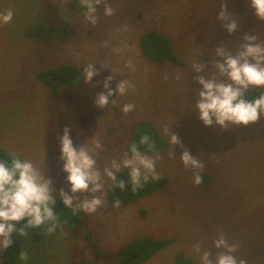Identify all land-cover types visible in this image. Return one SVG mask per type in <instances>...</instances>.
I'll list each match as a JSON object with an SVG mask.
<instances>
[{
  "label": "rangeland",
  "instance_id": "1",
  "mask_svg": "<svg viewBox=\"0 0 264 264\" xmlns=\"http://www.w3.org/2000/svg\"><path fill=\"white\" fill-rule=\"evenodd\" d=\"M105 2L114 14L105 16L102 3L97 6L98 22L92 26L79 0H0V12H14L11 23L0 24V148L32 160L52 179L54 196H60L61 188L71 194L59 160V136L65 126L71 128L77 147L91 146L93 137L103 143L97 157L101 172L113 159L124 158V144L138 120H153L168 141L164 129L173 130L184 148L170 144L166 151L144 153L156 159L159 176H167L169 183L137 202L119 208L107 204L111 181L105 177V189L96 194L104 205L86 213L81 223L64 226L39 242L24 238L22 247L29 258L21 263L111 264V259L96 255L91 248L90 232L103 251H115L129 239L146 234L173 239L144 264H169L180 251L200 262L194 245L199 243L215 259L214 240L222 231L230 243L239 244L238 258L264 264V118L246 127L206 126L195 107L201 86L192 67L206 63L203 74L211 76L218 59L216 48L223 46L235 54L245 42V33L264 42V21L254 16L248 0ZM222 4H227L239 24L234 33L223 29L218 19ZM50 23L68 24L70 37L55 42L27 37L28 30ZM148 30L171 38L181 65L154 63L143 56L139 39ZM66 63L78 66L82 73L91 63L99 74L90 83L84 81L81 89L65 87L55 97L34 74ZM108 76L113 77L111 88L128 80L135 91L116 92L109 106L100 108L95 97L107 91L103 83ZM254 89L262 88L250 90ZM114 99L115 106L111 104ZM125 103L135 104V109L123 113ZM185 148L205 165L200 185L194 184L192 170L180 160ZM173 151L174 158L170 157Z\"/></svg>",
  "mask_w": 264,
  "mask_h": 264
},
{
  "label": "clouds",
  "instance_id": "2",
  "mask_svg": "<svg viewBox=\"0 0 264 264\" xmlns=\"http://www.w3.org/2000/svg\"><path fill=\"white\" fill-rule=\"evenodd\" d=\"M79 3L86 6L84 18L92 26L96 25L99 19L97 6L104 3L105 16H112L115 12L105 0H79ZM248 4L254 10V16L259 21H264V0H248ZM13 17L14 12L11 9L0 12V24L11 23ZM218 19L222 22V28L227 29L229 33H234L239 26L234 14L228 11L227 4L221 5ZM124 30H127V25L124 26ZM243 40L245 42L235 54L223 46L216 48L215 56L218 59L214 61L215 73L211 76L203 74L206 63H194L192 66L198 74L194 79L201 86L195 107L199 118L206 126L215 124L222 129L241 125L246 127L259 122L264 117V94L252 100L245 98L246 93L252 88L264 89V42H257L258 37L249 33L244 34ZM129 67H132L131 61ZM98 74L99 70L94 64L89 63L83 70L84 81L90 83ZM179 78L177 74V79ZM112 79V76L105 78L103 88L107 91H102L95 97L96 106L108 107L110 98L116 92L124 95L130 88L135 91V86L128 80H121L115 89L111 88ZM111 104L115 106L116 100H111ZM134 109L135 104L125 103L121 111L128 114ZM164 132L170 136L169 143L173 148L177 144L184 148L177 133L173 130L169 132L167 127ZM59 143V160L63 162V171L67 173V181L71 186V194L63 188L60 189L59 194L64 205L73 213L82 210L92 214L104 205V200L96 194L105 189V177L116 188L124 190L127 186L126 181L117 180V173L122 167L129 169V181L133 193L144 187L149 180L160 178L156 170V159L140 151L139 145H145L151 151L156 149L155 141L147 134L141 135L139 145L136 143L130 145L129 151L125 152L122 160L113 159L110 166L104 167L103 172L97 165V157L104 147L99 139L93 137L91 146L86 143L77 147L71 136V128L65 126L63 134L59 136ZM175 155L174 151L170 153L172 158ZM8 156L10 157L8 159L0 158V251L11 247L14 232L26 237L29 229L47 224V231L54 233L57 227L63 228V224L66 223V221L62 222L54 211L56 200L53 195L52 179L46 177L32 160L21 159L16 152H9ZM180 160L186 169L192 170L194 184H202L201 172L205 167L204 163L186 148ZM89 193L93 195L89 196ZM121 203L118 198L114 201L113 207L119 208ZM26 218V224L17 228V223ZM214 246L218 250L215 259L212 258L211 251H202L199 243L194 245V252L199 256L200 264H248L246 259L235 255L240 247L239 244L230 243L222 231L214 240ZM28 258L27 252H22L19 257L21 261H27Z\"/></svg>",
  "mask_w": 264,
  "mask_h": 264
},
{
  "label": "trees",
  "instance_id": "3",
  "mask_svg": "<svg viewBox=\"0 0 264 264\" xmlns=\"http://www.w3.org/2000/svg\"><path fill=\"white\" fill-rule=\"evenodd\" d=\"M70 35L71 28L65 23L44 24L27 31V37L43 42L64 40L69 38ZM139 47L143 56L150 62H169L176 65L182 64V59L177 54L173 41L168 35L161 31L148 30L143 33L139 39ZM34 77L37 81L44 84L55 97L59 96L60 91L65 87L81 89L84 86V76L81 69L69 63L35 72ZM261 94H264V89L249 90L245 98L252 100ZM144 134L149 135L155 141V151L149 150L145 145H139L140 137ZM132 143L138 144L142 153H159L168 150L170 147V143L165 135L151 119L138 120L131 125L130 134L124 144L126 152L129 151V147ZM9 152L10 151L6 149L0 148V158H10L8 156ZM18 154L21 159H24L20 153ZM159 177L160 178L157 180H149L144 187L133 193L129 181V169L122 168L121 171L117 173V180L124 179L127 183L126 188L121 190L110 183L105 201L107 204L113 205L114 201L119 198L122 202L121 205H127L151 196L169 183V178L167 176ZM54 197L56 200L53 206L54 211L60 216L62 222L66 221L63 227L79 224L86 219L87 215L85 212L81 210L77 213H73L70 208L64 205L60 196ZM26 222L27 218L17 223V228L22 227ZM47 228L48 225L46 224L36 229H29L26 237L21 236L18 232H14L12 234L13 244L7 250H3L2 264H23L19 257L22 252H25L22 247L24 238H28L33 242H39L48 235L53 236L59 233L62 229L57 227L54 233H49ZM88 237L90 239L91 248L96 255L111 259V264H144L173 242L172 238H163L152 234H146L129 239L115 251H103L100 250L92 232L88 234ZM169 264H200V262L187 255L185 252L180 251L175 253Z\"/></svg>",
  "mask_w": 264,
  "mask_h": 264
}]
</instances>
